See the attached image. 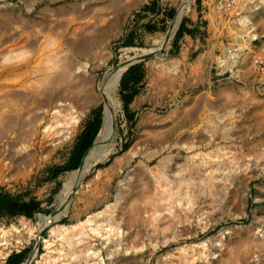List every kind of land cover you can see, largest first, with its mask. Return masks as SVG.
Masks as SVG:
<instances>
[{
  "label": "rangeland",
  "instance_id": "374dc122",
  "mask_svg": "<svg viewBox=\"0 0 264 264\" xmlns=\"http://www.w3.org/2000/svg\"><path fill=\"white\" fill-rule=\"evenodd\" d=\"M182 3L0 0V264L37 241L29 264H264V0H191L173 29ZM134 49L114 149L73 186Z\"/></svg>",
  "mask_w": 264,
  "mask_h": 264
},
{
  "label": "bare ground",
  "instance_id": "6f19581e",
  "mask_svg": "<svg viewBox=\"0 0 264 264\" xmlns=\"http://www.w3.org/2000/svg\"><path fill=\"white\" fill-rule=\"evenodd\" d=\"M190 3H191V0H183V3L181 4L180 11H179V13H178V15H177V17L175 19V23H174L173 29L178 24V21H179L181 15L183 14V12L185 11V9L188 10V7H189ZM155 50H157V49H155ZM149 52H150L149 50H144V49L143 50H137V49H134L132 55L128 56L126 59H124L122 62H120L118 65H116L114 67L113 66L112 67L111 66L108 67L107 71L105 72V74L103 76V80L100 83L99 88H98V94L94 95V97H93L94 100L101 101L102 106H103L101 126H100V128H99V130H98V132H97V134L95 136V139H94L92 145L86 151L85 155H83L84 157L82 159L80 167L77 170H73V171L68 172L67 175L64 177V180H71L73 182V186L78 185L82 181V178L84 177V174L86 173V171L88 170L90 165L94 164L93 162H100V161L104 160L108 156V154L111 151H113L112 150V149H114L113 148V145H114L113 144V142H114L113 139H114V137H115V135L117 133V122H116V119H117V115L121 111V101H120V99H119V97L117 95V92H116L117 86L119 85L118 84L119 80L121 78L122 73L125 70H127L135 62H138L141 59H143ZM68 194H69V192L66 195L59 196V198L57 199L59 204H63L65 201H66V204H67L70 201V197H69ZM68 197H69V199H68ZM92 216L88 215V217H86V219L81 221L80 223L90 224L91 225V230L96 232L97 231V226L94 225L96 222H94V219H93ZM58 217H59V214H54L52 216H48V217H43L42 218L44 227H49V230H50L51 234H53L55 236H60L64 232L63 230L58 229L59 227H57V225H53V222ZM95 220H96V218H95ZM99 222H102V221L100 220ZM77 225H72V226L75 227ZM63 228L65 229L67 227L65 226ZM63 228H61V229H63ZM81 228H83V226ZM81 228L79 230L82 231ZM26 231H27V229H26ZM30 231H27L28 233H27V235H25L26 239H28V237L31 235L32 232H30ZM97 232H99V231H97ZM61 236H63V234ZM36 237L39 240L43 239V241L49 242L47 239L43 238L40 234L36 235ZM74 244H76V243H74ZM37 248H38V241H37V243L35 242L33 251L29 255L28 260L26 262H24V263H21V264H29L30 262H32V260L39 253L37 251ZM86 251L87 250H85V252ZM75 252L77 253L78 251H75ZM40 255H41V253H40ZM41 256H43V258H47V256H48V258H52L53 254L48 255L45 252ZM49 261H50V259H49ZM52 261L53 260H51V262Z\"/></svg>",
  "mask_w": 264,
  "mask_h": 264
},
{
  "label": "crops",
  "instance_id": "0c3cea01",
  "mask_svg": "<svg viewBox=\"0 0 264 264\" xmlns=\"http://www.w3.org/2000/svg\"><path fill=\"white\" fill-rule=\"evenodd\" d=\"M128 71H130V68L122 74V78L123 77H127V75H129V73H131V72H128ZM130 85L131 84L129 83V87H130Z\"/></svg>",
  "mask_w": 264,
  "mask_h": 264
},
{
  "label": "trees",
  "instance_id": "16d2710c",
  "mask_svg": "<svg viewBox=\"0 0 264 264\" xmlns=\"http://www.w3.org/2000/svg\"><path fill=\"white\" fill-rule=\"evenodd\" d=\"M19 210L25 212L26 214L29 213V211L28 210H25L24 208H19Z\"/></svg>",
  "mask_w": 264,
  "mask_h": 264
},
{
  "label": "built area",
  "instance_id": "2783aa9c",
  "mask_svg": "<svg viewBox=\"0 0 264 264\" xmlns=\"http://www.w3.org/2000/svg\"><path fill=\"white\" fill-rule=\"evenodd\" d=\"M222 1H228V0H218V2H222Z\"/></svg>",
  "mask_w": 264,
  "mask_h": 264
}]
</instances>
